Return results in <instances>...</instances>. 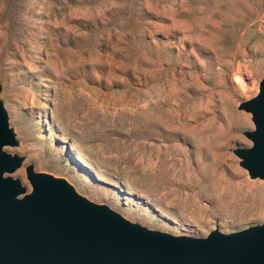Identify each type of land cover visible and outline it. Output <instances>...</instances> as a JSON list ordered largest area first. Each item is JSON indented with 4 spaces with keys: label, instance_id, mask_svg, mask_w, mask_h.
Wrapping results in <instances>:
<instances>
[{
    "label": "rangeland",
    "instance_id": "374dc122",
    "mask_svg": "<svg viewBox=\"0 0 264 264\" xmlns=\"http://www.w3.org/2000/svg\"><path fill=\"white\" fill-rule=\"evenodd\" d=\"M263 72L264 0H0L10 174L28 190L32 163L174 234L259 223L264 179L232 148Z\"/></svg>",
    "mask_w": 264,
    "mask_h": 264
},
{
    "label": "water",
    "instance_id": "95a60500",
    "mask_svg": "<svg viewBox=\"0 0 264 264\" xmlns=\"http://www.w3.org/2000/svg\"><path fill=\"white\" fill-rule=\"evenodd\" d=\"M253 127L232 152L250 178L264 179V72L237 103ZM0 99V264H264V220L205 235L174 234L129 220L79 193L62 176L24 165L26 187L10 173L22 156Z\"/></svg>",
    "mask_w": 264,
    "mask_h": 264
},
{
    "label": "bare ground",
    "instance_id": "6f19581e",
    "mask_svg": "<svg viewBox=\"0 0 264 264\" xmlns=\"http://www.w3.org/2000/svg\"><path fill=\"white\" fill-rule=\"evenodd\" d=\"M239 76V75H238Z\"/></svg>",
    "mask_w": 264,
    "mask_h": 264
}]
</instances>
